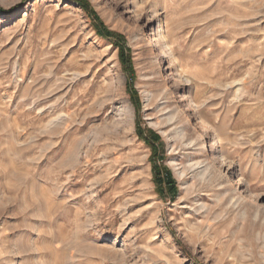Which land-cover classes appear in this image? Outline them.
<instances>
[{
  "label": "rangeland",
  "instance_id": "rangeland-1",
  "mask_svg": "<svg viewBox=\"0 0 264 264\" xmlns=\"http://www.w3.org/2000/svg\"><path fill=\"white\" fill-rule=\"evenodd\" d=\"M84 1L0 0V264H264V0Z\"/></svg>",
  "mask_w": 264,
  "mask_h": 264
},
{
  "label": "trees",
  "instance_id": "trees-1",
  "mask_svg": "<svg viewBox=\"0 0 264 264\" xmlns=\"http://www.w3.org/2000/svg\"><path fill=\"white\" fill-rule=\"evenodd\" d=\"M72 1H74L78 7H80L84 12H86V14H88L89 16L91 15L94 18L91 20H93V22L95 24V31L97 32V34L99 36H101L103 38H114L115 35L113 33L109 32L107 29H105V27L100 23L98 18L95 17V14L89 10V5L87 4L86 1H84V0H72ZM116 41L119 42L118 39H116ZM116 41L114 44H116ZM122 53H123V50L121 48L120 49V60L123 63L124 56L122 55ZM122 72H124L125 74H127L129 76H132L131 68H127L125 70L122 69ZM129 80L132 83V80H133L132 77H130ZM133 104L136 107V105L138 103H137V101H135ZM136 130H137L138 138L141 141H143L145 144H147V146L152 150L153 154H152V160L151 161L153 162L152 163V172H153L155 185L157 187H160V188H162L164 186L163 188H165L167 190V192H168L167 194H169L173 197L175 194V186H174V183L172 181L171 173L168 169H166L162 166H158L156 163L157 147L155 144H157L159 142V137L156 134H154L151 130L142 131L140 128H138V126H137Z\"/></svg>",
  "mask_w": 264,
  "mask_h": 264
},
{
  "label": "bare ground",
  "instance_id": "bare-ground-1",
  "mask_svg": "<svg viewBox=\"0 0 264 264\" xmlns=\"http://www.w3.org/2000/svg\"><path fill=\"white\" fill-rule=\"evenodd\" d=\"M161 31V24H158L157 28H156V33L159 34V32ZM155 35V34H154ZM157 39V38H156ZM155 47H158L160 49V52H159V55H158V58H166V52L164 51V49L160 46L159 44V41L156 40V45ZM161 60V59H160ZM186 83V82H185ZM184 83V84H185ZM183 84V87H185V85ZM187 85V84H186ZM194 105V104H193ZM194 107V106H193ZM168 114V113H167ZM171 117V116H170ZM174 119L172 118H169V121H173ZM200 122V121H199ZM173 124V123H172ZM193 144H188L187 145V148L189 149H193ZM209 170V168H207ZM189 171L191 173H189L188 175H195V177L198 178V180L200 181H208V182H211V179H208V174H207V170L206 168L204 167V165L200 162H195V163H192L189 165ZM181 174V173H180ZM182 175V174H181ZM212 178V177H211ZM213 180V179H212Z\"/></svg>",
  "mask_w": 264,
  "mask_h": 264
}]
</instances>
